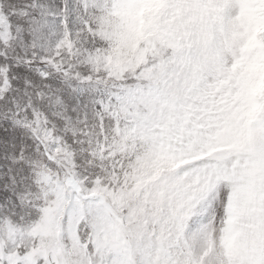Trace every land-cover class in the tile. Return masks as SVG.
Here are the masks:
<instances>
[{
	"label": "snow or ice",
	"instance_id": "obj_1",
	"mask_svg": "<svg viewBox=\"0 0 264 264\" xmlns=\"http://www.w3.org/2000/svg\"><path fill=\"white\" fill-rule=\"evenodd\" d=\"M261 54L264 0H0V264H264Z\"/></svg>",
	"mask_w": 264,
	"mask_h": 264
},
{
	"label": "rangeland",
	"instance_id": "obj_2",
	"mask_svg": "<svg viewBox=\"0 0 264 264\" xmlns=\"http://www.w3.org/2000/svg\"><path fill=\"white\" fill-rule=\"evenodd\" d=\"M252 46L255 47V43ZM248 73L255 78L257 88L264 91V54H261L254 63L249 65Z\"/></svg>",
	"mask_w": 264,
	"mask_h": 264
}]
</instances>
